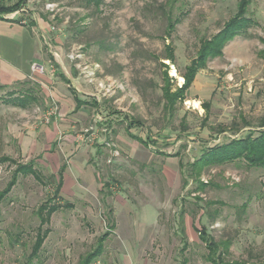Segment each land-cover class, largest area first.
Returning a JSON list of instances; mask_svg holds the SVG:
<instances>
[{
    "label": "rangeland",
    "instance_id": "374dc122",
    "mask_svg": "<svg viewBox=\"0 0 264 264\" xmlns=\"http://www.w3.org/2000/svg\"><path fill=\"white\" fill-rule=\"evenodd\" d=\"M237 2L0 0L4 9L15 8L4 15L40 19L51 28L52 46L64 54L79 48L84 61L98 64L97 77L122 85V91L102 101L104 121L97 123H105L110 142H119L117 134L127 138L130 121L137 122L134 134L156 141L131 156L118 149L119 160L112 155L116 147H107L97 161L104 187L92 196V210L78 205L52 214L50 232L32 259L28 255L39 226L35 211L53 187L39 164L40 178L18 173L0 203V264H78L105 232L102 253L90 264H212L197 232L203 227L215 240L228 242L226 260L264 263V168L242 159L193 167L207 148L264 130V0H250L246 16L255 24L207 61L172 111L165 110L161 94V63L168 64L170 88L181 86V74L200 40L222 27ZM167 17H180L169 36ZM167 43L174 47L173 64L163 59ZM30 87L37 89L33 81L0 87V191L17 165L29 160L11 138L9 128L19 114L6 101L10 91L16 95ZM47 98L49 108L40 101L36 105L56 113V100ZM116 195L124 206H113ZM121 229L131 232L129 240Z\"/></svg>",
    "mask_w": 264,
    "mask_h": 264
},
{
    "label": "crops",
    "instance_id": "0c3cea01",
    "mask_svg": "<svg viewBox=\"0 0 264 264\" xmlns=\"http://www.w3.org/2000/svg\"><path fill=\"white\" fill-rule=\"evenodd\" d=\"M50 30L40 19L26 22L11 15L0 17V87L14 88L33 81L42 94L39 97L37 89L26 88L23 93L15 95H31L25 106L7 103L19 114V121L11 124L9 132L17 152L29 159L26 163H32L35 170V164H39L48 172L53 189L47 200L57 205L52 214L62 207L75 209L78 205L92 210V196L101 193L104 187L97 167L103 151L114 145V157L119 155L118 149L131 156L139 146L154 145L156 141L149 135L143 138L134 134L131 128L136 121L125 125L127 138L120 134L115 136L120 143L115 140L113 144L107 139L109 130L101 115L102 101L112 98L115 91H122V85L111 77H97L96 73L100 72L98 64L84 61L79 48H72L64 54L60 47L52 46ZM33 64L38 69L33 71ZM49 95L56 100L58 109L46 122L43 114L44 109L50 107ZM39 101L44 102V109L36 105ZM117 101L115 98L114 102ZM164 108L166 110L165 101ZM100 120H103L100 123L103 126H98ZM115 159L119 160V156ZM36 174L31 175L37 179L40 176L37 170ZM117 196L113 206H124L126 201L118 200L120 197ZM49 223L45 226L48 227ZM121 232L128 237L127 240L132 236L125 229Z\"/></svg>",
    "mask_w": 264,
    "mask_h": 264
},
{
    "label": "trees",
    "instance_id": "16d2710c",
    "mask_svg": "<svg viewBox=\"0 0 264 264\" xmlns=\"http://www.w3.org/2000/svg\"><path fill=\"white\" fill-rule=\"evenodd\" d=\"M96 4L100 0H92ZM250 0H238L236 6V12L228 18L222 25V27L210 37H204L200 40V45L197 53L193 59L185 66L184 72L181 74L183 77V83L175 90L170 88V80L172 77L168 75V64L161 63L164 66L163 70V85L161 92L165 101L166 110L172 111L177 101H182L185 97L186 91L194 80L195 74L206 66L209 59L220 56L222 54V48L236 35L244 34L247 28L255 24V22L246 16L247 6ZM3 5H0V17L4 15L7 10L14 11L15 8L4 9ZM180 21V17H167L166 36H169L175 25ZM264 41V39H263ZM164 59L170 61L171 64L175 61L174 47L172 44L167 43L165 45ZM11 98L7 103L17 104L25 106L31 98V95L25 94L21 96H15L14 91H10ZM207 108V105H205ZM260 125L264 126V121H260ZM242 159L249 166H256L264 168V130L258 132L257 135H253L252 132H247L245 136L232 138L227 143L214 145L207 148L201 156L193 162V167L200 168L204 165L223 163L227 161H234ZM31 173L36 174V170L33 168L32 163H25L17 165L12 174L11 180L7 183L6 187L0 191V203L4 197L8 194L11 187L14 185L18 173ZM57 205L51 203V200H46L36 209V215L39 218V226L37 228L35 239L31 245V250L28 255L29 259L37 257L44 239L46 238L49 228L45 224L49 223L51 214L56 210ZM199 239L204 243L206 248V260L212 264H264V263H248L245 261H228L224 257V251L227 250L228 242L224 240H215L206 228L203 227L197 230ZM107 232L99 236L97 239V245L95 250L86 253L79 259L78 264H90L95 256L102 249V242L107 236Z\"/></svg>",
    "mask_w": 264,
    "mask_h": 264
},
{
    "label": "built area",
    "instance_id": "2783aa9c",
    "mask_svg": "<svg viewBox=\"0 0 264 264\" xmlns=\"http://www.w3.org/2000/svg\"><path fill=\"white\" fill-rule=\"evenodd\" d=\"M36 69H38V66L36 65V64H33L32 65V70L34 71V70H36ZM101 84V83H100ZM54 113V111L52 110V109H48L45 113H44V115H43V120L44 121H49V119H50V116L52 115Z\"/></svg>",
    "mask_w": 264,
    "mask_h": 264
},
{
    "label": "bare ground",
    "instance_id": "6f19581e",
    "mask_svg": "<svg viewBox=\"0 0 264 264\" xmlns=\"http://www.w3.org/2000/svg\"><path fill=\"white\" fill-rule=\"evenodd\" d=\"M181 79V78H180Z\"/></svg>",
    "mask_w": 264,
    "mask_h": 264
}]
</instances>
